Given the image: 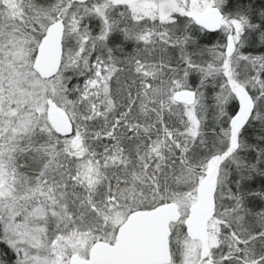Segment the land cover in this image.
<instances>
[{
    "label": "snow or ice",
    "instance_id": "snow-or-ice-1",
    "mask_svg": "<svg viewBox=\"0 0 264 264\" xmlns=\"http://www.w3.org/2000/svg\"><path fill=\"white\" fill-rule=\"evenodd\" d=\"M0 264H264V0H0Z\"/></svg>",
    "mask_w": 264,
    "mask_h": 264
}]
</instances>
